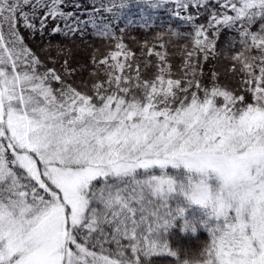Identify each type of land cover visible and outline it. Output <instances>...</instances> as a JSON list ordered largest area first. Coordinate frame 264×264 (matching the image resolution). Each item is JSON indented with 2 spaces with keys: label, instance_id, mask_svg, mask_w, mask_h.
I'll return each instance as SVG.
<instances>
[{
  "label": "snow or ice",
  "instance_id": "obj_1",
  "mask_svg": "<svg viewBox=\"0 0 264 264\" xmlns=\"http://www.w3.org/2000/svg\"><path fill=\"white\" fill-rule=\"evenodd\" d=\"M143 4L191 27L176 71L116 34L131 0H0V264H264V0ZM93 35L85 79L52 37Z\"/></svg>",
  "mask_w": 264,
  "mask_h": 264
},
{
  "label": "trees",
  "instance_id": "obj_2",
  "mask_svg": "<svg viewBox=\"0 0 264 264\" xmlns=\"http://www.w3.org/2000/svg\"><path fill=\"white\" fill-rule=\"evenodd\" d=\"M87 6L93 3V0H82ZM170 7H174L171 5ZM170 7L159 9L147 8L143 4V0H131V7L123 10L120 18L116 21L118 28L116 34L122 35L123 42L136 53L138 57L143 53V58L139 61L142 65L147 57V47H153L157 51L167 50L168 58L173 66V71H176L182 65V46L191 42L189 35L191 27L185 21L172 15ZM111 15V14H107ZM203 15V14H201ZM141 17L148 18L149 27H141L144 20ZM131 20L132 24L127 25V21ZM120 29H125L121 34ZM172 32H179L181 35H172ZM118 41L109 40L107 38H98L96 36H86L83 39L76 37L75 39H65L63 36L52 37V43H62L65 47L71 49V59L75 66L84 69L83 78H88V73L92 69V61L101 59L115 50L114 45ZM145 42L147 46H145ZM30 47L37 49L41 46L39 37L35 40L28 41ZM164 44V49L159 47ZM238 47V46H237ZM218 55L215 59L210 60L204 65V72L208 73L210 69H214L220 74L221 81L235 87L234 81L228 73L230 68V55L232 52L226 47L221 40L218 45ZM153 63L156 62V57H151ZM206 236L200 235L196 237H180L176 236L173 240L175 246L178 240L180 244L188 250L189 256L198 253L200 245L204 243ZM156 264H175L174 258L163 257L156 260Z\"/></svg>",
  "mask_w": 264,
  "mask_h": 264
}]
</instances>
